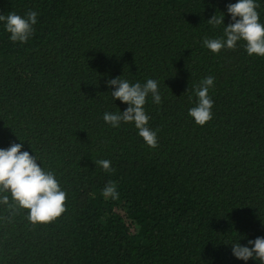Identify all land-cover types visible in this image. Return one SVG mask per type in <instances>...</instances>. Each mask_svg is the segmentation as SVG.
Wrapping results in <instances>:
<instances>
[{
  "label": "trees",
  "instance_id": "16d2710c",
  "mask_svg": "<svg viewBox=\"0 0 264 264\" xmlns=\"http://www.w3.org/2000/svg\"><path fill=\"white\" fill-rule=\"evenodd\" d=\"M237 2L0 0L5 17L37 13L25 43L0 21V148L23 143L66 192L46 224L0 204V264H261L231 245L264 237V56L243 40L218 54L203 45L226 39ZM208 76L212 119L200 126L189 110ZM117 77L158 82L161 103L144 105L156 148L134 122L103 119L128 107L112 98ZM109 183L118 199L103 196Z\"/></svg>",
  "mask_w": 264,
  "mask_h": 264
},
{
  "label": "clouds",
  "instance_id": "9594fccd",
  "mask_svg": "<svg viewBox=\"0 0 264 264\" xmlns=\"http://www.w3.org/2000/svg\"><path fill=\"white\" fill-rule=\"evenodd\" d=\"M257 8L255 0H238L237 3L228 4L227 12L233 22L224 28L226 39L205 38L203 45L218 54L225 47L234 49L237 42L243 40L246 42L245 47L249 56L253 54L264 56V24L259 22ZM0 21L6 22L5 28L10 33L12 42L25 43L33 34L32 26L37 23V13L29 10L22 17L11 12L6 17L0 15ZM208 23L213 26L224 24V14L219 18L213 15ZM120 77L108 80L107 84L110 88L115 87V90L111 91L112 98L127 104L128 107L118 113L106 112L103 119L112 127H119L121 122H134L146 144L156 148L157 133L147 126L149 116L145 112L144 105L149 95L154 103H161L158 82L148 79L143 85L139 82L132 84ZM213 82L214 78L211 76L205 77L200 82L199 87L196 88L198 104L189 110V115L200 126L212 119L211 109L214 102L208 92ZM22 147L23 143H13L7 149L0 148V194L10 193L14 201V204H10L8 195H0V204L28 210V219L33 224L51 223L66 211V192L61 190L53 172H46L41 164L37 163L35 155L22 151ZM95 164L101 166L105 172L113 171L109 160H98ZM102 194L105 198L110 197L113 200L119 198L114 183L105 185ZM248 244L251 247L242 246L239 242L231 245L233 255L243 261L255 259L264 264V237L249 240Z\"/></svg>",
  "mask_w": 264,
  "mask_h": 264
}]
</instances>
